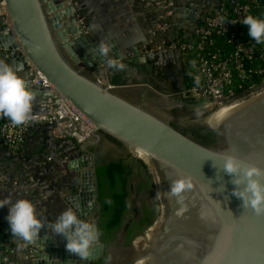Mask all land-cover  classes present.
<instances>
[{
    "label": "water",
    "instance_id": "obj_1",
    "mask_svg": "<svg viewBox=\"0 0 264 264\" xmlns=\"http://www.w3.org/2000/svg\"><path fill=\"white\" fill-rule=\"evenodd\" d=\"M112 43L109 57L122 60L119 45L115 39ZM97 49L74 3L0 0L4 63L26 70L24 80L35 97L66 102L89 127L90 141L70 161L78 173L77 189L67 199L70 207L99 231L96 158L91 147L111 141L150 166L161 204L157 230L142 237L145 245L137 248L129 264H264V215L246 209L232 195L233 176L222 171V156L232 148L244 166L264 167V91L208 126L213 132L209 142L184 132L177 122L101 78L99 71L108 66ZM134 54L128 63L147 62L137 49ZM33 71L50 85L34 84ZM178 172L193 179V189L183 193V205L166 194ZM17 242L31 249L33 264H91L104 256L106 248L99 236L92 258L81 261L66 251L65 238L51 234L46 226L29 243L15 238L9 224L2 223L0 264H7V254Z\"/></svg>",
    "mask_w": 264,
    "mask_h": 264
},
{
    "label": "crops",
    "instance_id": "obj_2",
    "mask_svg": "<svg viewBox=\"0 0 264 264\" xmlns=\"http://www.w3.org/2000/svg\"><path fill=\"white\" fill-rule=\"evenodd\" d=\"M55 1L75 4L97 47L105 42L112 48L113 39L119 45L123 59L117 62L123 63L124 69L101 68L100 77L120 87L121 93L130 99L149 101L151 99L145 98L149 92L162 97L148 84L146 69L150 67L149 63L157 66L179 87L180 58L171 43L179 37L193 36L199 9L202 5L220 0ZM134 49L147 59L146 63L134 65L127 62L128 58L135 57ZM111 53L112 50L109 55ZM0 62H5L2 51ZM20 75L24 79L28 77L26 70L20 71ZM135 81L140 82L141 86L133 84ZM43 102L34 96L32 108ZM24 149L17 162L10 163L12 171H7L8 180L3 181L0 177V199L9 196L12 199H31L39 217L47 223L55 220L65 208H71L67 199L77 189L78 173L70 161L78 157L80 146L72 139L59 136L54 125L39 123L29 128ZM52 153H55V160L48 159ZM9 156L7 148H1L2 165L8 163L6 159ZM8 212L7 205L0 208V224L8 223ZM11 249L12 252L7 254V264H33L29 247L22 248L21 243L17 242Z\"/></svg>",
    "mask_w": 264,
    "mask_h": 264
},
{
    "label": "built area",
    "instance_id": "obj_3",
    "mask_svg": "<svg viewBox=\"0 0 264 264\" xmlns=\"http://www.w3.org/2000/svg\"><path fill=\"white\" fill-rule=\"evenodd\" d=\"M256 7L264 13V0H233L232 5L220 0L202 5L195 34L185 39L177 38L171 43L178 52L193 58L192 71L197 84L183 90V95L207 98L211 106L218 110L222 106L241 102L235 97L242 84L253 78L264 79V67L258 63L264 61V43L257 44L254 39L243 42L240 39L244 34L243 24L240 22L246 15H252ZM219 37H225L232 48L228 51L218 48L216 41ZM31 81L45 87L50 85L47 79L36 71H33ZM39 123L54 125L59 136L72 139L79 146L91 139L89 127L64 101L43 102L32 108L29 119L19 126L2 117L0 177L3 181L8 180L7 171H12V166L1 163V141H4L9 155H16L25 145L29 128ZM55 158V153L48 157L49 160Z\"/></svg>",
    "mask_w": 264,
    "mask_h": 264
},
{
    "label": "clouds",
    "instance_id": "obj_4",
    "mask_svg": "<svg viewBox=\"0 0 264 264\" xmlns=\"http://www.w3.org/2000/svg\"><path fill=\"white\" fill-rule=\"evenodd\" d=\"M240 23L248 26L247 34L255 43H264V17L246 15ZM110 50L111 46L105 42H101L97 49L99 56L105 58L108 68L123 70L125 67L123 63L109 57ZM21 69L22 66L14 68L0 62V117L8 118L16 126L24 124L29 119L34 100L32 91L20 75ZM235 153V148H232L222 156L224 158L222 171L233 176L231 183L235 187L232 195L241 199L246 209H251L257 215H264V167L255 164L244 166ZM170 182V191L166 194L176 197L177 203L183 205V193L193 189L192 177L178 172L177 178ZM220 190L223 191L224 187L222 186ZM6 205L9 207L6 219L15 238L19 237L31 243L46 226L51 234L65 238L67 252L78 256L81 261L92 257V249L100 233L94 223L81 218L72 208H65L55 220L45 223L39 217L31 199H12L10 196L0 199V208Z\"/></svg>",
    "mask_w": 264,
    "mask_h": 264
},
{
    "label": "trees",
    "instance_id": "obj_5",
    "mask_svg": "<svg viewBox=\"0 0 264 264\" xmlns=\"http://www.w3.org/2000/svg\"><path fill=\"white\" fill-rule=\"evenodd\" d=\"M228 5L233 4V0H225ZM264 17V13L257 9H254L253 16ZM243 36L240 39L243 42H249L251 37L248 36V26H242ZM186 38V37H185ZM179 37L178 39H185ZM177 39V38H176ZM216 46L220 49L230 50L232 47L226 42L225 37H219L216 41ZM262 50V47H260ZM178 52V51H177ZM179 53L180 64L179 67V78H180V88L175 84L174 80H171L166 76L157 66L149 63L151 71L149 82L157 89H161V83L173 84L175 88L171 90L183 91L195 84L197 81L194 77L192 71L193 58L187 54ZM264 67V61L258 62ZM158 79V82L156 81ZM161 82V83H159ZM179 89V90H177ZM264 91V79L253 78L252 80L242 84L236 92L235 99L237 101L246 100L260 92ZM235 104V103H234ZM2 122V117H0V123ZM198 137V136H197ZM198 138L205 139L207 141H213V132L209 131L205 136H199ZM106 142V141H102ZM110 144L111 141H108ZM99 145V144H98ZM97 145V146H98ZM91 147V151L94 153L96 158V176L98 183V202L100 205L98 214V229L100 233L101 241L106 245L111 243L116 244L120 233L126 236L124 241V246H128L136 237L143 234L147 227L154 224L156 215L158 214V209L150 207H143L137 212L132 210V214L128 216L131 207L129 204V196L131 194V179L135 174L136 169H141L146 175V179L141 182L138 189L143 187V184L151 187L155 192V200L159 206H161L155 189V183L151 168L148 164L144 162L143 159L132 156L131 153L126 155H118L109 159L98 158V147ZM1 148L5 149L6 145L4 141H1ZM25 145L16 155L11 154L7 157V164L17 162V159L24 153ZM161 212V208H160ZM127 234V235H126ZM106 260V254L97 262H92L91 264H103Z\"/></svg>",
    "mask_w": 264,
    "mask_h": 264
},
{
    "label": "rangeland",
    "instance_id": "obj_6",
    "mask_svg": "<svg viewBox=\"0 0 264 264\" xmlns=\"http://www.w3.org/2000/svg\"><path fill=\"white\" fill-rule=\"evenodd\" d=\"M150 67H147V78L150 79ZM158 82V79H156ZM137 84L140 85L141 83L135 81ZM148 83V82H147ZM161 83V82H159ZM150 87H152L155 91H157L162 97L155 96L154 93L149 92L147 97L151 100L142 99L139 102L146 104L152 110H155L159 113L164 114L165 116L169 117L173 121L177 122L180 126L184 127L183 125H195L197 123H201L206 125L207 127H213L211 124L212 118L217 113V109L211 106L210 100L207 98H193V97H186L182 94V91L171 90V88H175L173 84H165L161 83L162 88L157 89L153 86V84L148 83ZM141 86V85H140ZM180 88V86H179ZM148 89V87H145ZM230 106V105H226ZM98 147V158H112L120 155H126V153L118 147H115L113 144L109 142H101L99 143ZM146 179V175L143 170L136 169L134 176L131 179V194L129 196V204L131 210L128 214H132V210L137 212V210L142 209L143 207H150L158 209V214L155 217L154 224L147 227L143 234L139 235L130 243L128 246L124 247L123 232L120 233L119 239L116 244H112L108 250V261L106 264H129V261L132 258V255L136 252L137 248L140 246V243H143L145 238H142L148 232L152 235V233L157 230V224L160 218V208L158 207L156 200H155V192L154 190L146 184H143L141 189H138L139 185L142 181ZM96 213V211H95Z\"/></svg>",
    "mask_w": 264,
    "mask_h": 264
},
{
    "label": "flooded vegetation",
    "instance_id": "obj_7",
    "mask_svg": "<svg viewBox=\"0 0 264 264\" xmlns=\"http://www.w3.org/2000/svg\"><path fill=\"white\" fill-rule=\"evenodd\" d=\"M183 129L184 132L191 134L195 137H199V136H205L206 134H208L209 131H211V129H209L206 125H203L201 123H197L195 125H189L186 127H181ZM127 235V234H126ZM126 239V236L124 235L123 240ZM124 242V241H123ZM114 244V243H113ZM112 245V243L108 246H106L105 248V252L104 255L106 254V260L103 262V264H106L108 261V253L109 250L108 248ZM125 247V246H124ZM101 259V258H100ZM99 259V260H100Z\"/></svg>",
    "mask_w": 264,
    "mask_h": 264
},
{
    "label": "bare ground",
    "instance_id": "obj_8",
    "mask_svg": "<svg viewBox=\"0 0 264 264\" xmlns=\"http://www.w3.org/2000/svg\"><path fill=\"white\" fill-rule=\"evenodd\" d=\"M242 105L243 104L241 102H238V103H235V104H230V106H226V105L222 106L221 108L218 109L217 113L212 118L211 124L214 126L220 119H222L224 116H226L230 112H232V111L236 110L237 108L241 107ZM139 245L140 246L138 248H142L145 245V240L143 241V243H140ZM92 256H93V254H92Z\"/></svg>",
    "mask_w": 264,
    "mask_h": 264
}]
</instances>
